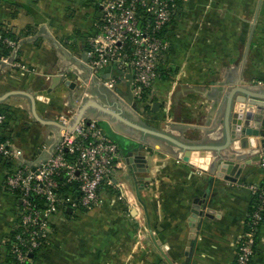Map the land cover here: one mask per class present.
I'll return each mask as SVG.
<instances>
[{
    "label": "crops",
    "instance_id": "0c3cea01",
    "mask_svg": "<svg viewBox=\"0 0 264 264\" xmlns=\"http://www.w3.org/2000/svg\"><path fill=\"white\" fill-rule=\"evenodd\" d=\"M100 10L98 0H0V29L16 39L12 58L25 67L0 61V96L16 92L0 101L8 115L3 134L23 150L14 165L0 158V264L8 262L5 239L19 219V199L5 187L6 174L49 156L62 135L61 125L44 121L61 123L62 114L74 119L85 101L95 100L185 143L220 145L229 91L242 87L264 97V0H180L165 31L170 45L159 61L160 76L136 105L118 69L95 73L88 64V38L97 32ZM111 76L117 77L112 88L105 83ZM27 94L35 96L37 115ZM251 99L235 95L232 124L255 109ZM85 117L98 119L119 140L120 166L97 206L51 217L35 264H233L252 186L264 177L261 135L234 130L230 145L214 150L203 170L165 138L95 107ZM137 157L143 163L135 169ZM196 204L202 213L193 229ZM253 264H264V223Z\"/></svg>",
    "mask_w": 264,
    "mask_h": 264
},
{
    "label": "built area",
    "instance_id": "2783aa9c",
    "mask_svg": "<svg viewBox=\"0 0 264 264\" xmlns=\"http://www.w3.org/2000/svg\"><path fill=\"white\" fill-rule=\"evenodd\" d=\"M98 4L100 18L97 32L88 38V64L95 73L113 66L123 79L132 73L133 97L142 101L160 76L159 61L170 45L165 31L179 11L180 0H98ZM16 45V39L0 29V61L25 68L12 58ZM116 81L117 77L111 76L105 83L112 88ZM7 121V113H0V158L14 165L23 158V150L3 134ZM72 121L73 116L60 115L63 125ZM119 166L118 143L98 119L83 117L74 130H62L49 156L33 167L10 168L4 185L19 199L18 222L5 239L12 241L9 252L16 260L11 264H35L31 254L48 243L51 217L68 207L77 212L97 206L102 189L113 185ZM259 198L249 227L244 226L235 243L233 264H253L256 235L264 218V186ZM248 216L247 212L246 219Z\"/></svg>",
    "mask_w": 264,
    "mask_h": 264
},
{
    "label": "water",
    "instance_id": "95a60500",
    "mask_svg": "<svg viewBox=\"0 0 264 264\" xmlns=\"http://www.w3.org/2000/svg\"><path fill=\"white\" fill-rule=\"evenodd\" d=\"M127 78H128V101L133 104L136 105L134 102V97L131 91V81H132V73H128L127 74ZM16 92H9L6 93L2 96H0V101L5 100L7 97H9L10 95L14 94ZM238 93H243L245 95H249V97H252L251 100H248V103L250 105H253V107L255 108L254 110H248L245 113H241L239 115V118H242L241 120H239V123L237 125L232 124L231 122V112H232V106H233V101L235 99V95H237ZM32 103H33V113L37 115L36 109H35V96L34 95H30L27 94ZM160 103L158 101H155L153 104V109H158L159 108ZM89 107H95L98 110L106 113L107 115H110L111 117H113L114 119H116L117 121L133 127L135 129L141 130L145 133H149L152 135H156L162 138H165L177 145H179L180 147L184 148L187 152H188V157H186V159L193 165L199 167L200 169L203 170H207L209 168V164L211 162V157L213 155L214 150H222L227 148L232 140L233 137V131L237 130L239 132H244L246 136H259L261 135L264 138V97L262 96H256L254 94L249 93L248 91H246L245 89H243L242 87H234L232 88L227 96V103H226V109H225V117H224V126H225V140L222 144L220 145H196V144H189V143H185L167 133L164 132H160L157 131L155 129H152L150 127L141 125L137 122L132 121L131 119L127 118L125 115H123L121 112L116 111L114 109H111L110 107H107L105 105H102L101 103L95 101V100H87L85 101L80 109L78 110V112L76 113V115L74 116V119L72 121V123L70 125H63L57 121H44L46 123H57L59 125H61L62 129H66L69 131L74 130V128L77 126V124L81 121V119L83 117H85L86 111ZM245 115V117H244ZM264 140V139H263ZM263 146H264V142H263ZM140 148H142V146H140ZM142 159L140 158H136L133 160V167L135 169H138V167L142 166ZM213 182V178L210 179L209 182V188L211 187V184ZM199 202V201H198ZM202 202H200L201 204ZM200 204H196L194 205V209H193V215L190 218L191 220V225L193 227V229H195V225L197 222V218L198 216L202 213L200 211ZM66 212L71 214L73 213V208L72 207H68L66 209ZM32 257H34V254H31Z\"/></svg>",
    "mask_w": 264,
    "mask_h": 264
},
{
    "label": "trees",
    "instance_id": "16d2710c",
    "mask_svg": "<svg viewBox=\"0 0 264 264\" xmlns=\"http://www.w3.org/2000/svg\"><path fill=\"white\" fill-rule=\"evenodd\" d=\"M5 112H6V110L0 108V113H5ZM106 130L108 132V129H106ZM109 135H110V133H109ZM112 137L114 138V140L119 145V140L115 136H112ZM263 186H264V177H263V179L261 181H259L256 184L257 190L254 191V193H253V197H252L251 203L249 205V209H248L249 216L247 217V219L245 221V228L246 229L249 227V223L251 221V215H252V213L258 208L259 200H260V198H259V192H260V189ZM66 187H65V189H66ZM263 223H264V218H263V221H261V224H260V227H259V231H260V228L263 225ZM259 231L257 232L256 238L258 237ZM13 234H15V232ZM10 242L12 243V241H10ZM10 242L7 243V246H8V255H7L8 256V258H7L8 259V262H7V264H11L13 262L15 263V260H16L15 256L11 252H9V247H10V244H11ZM254 250H255V254H256L257 253V243H255Z\"/></svg>",
    "mask_w": 264,
    "mask_h": 264
}]
</instances>
